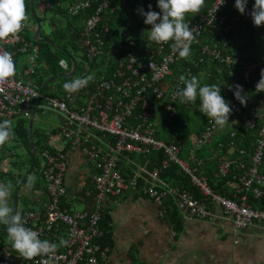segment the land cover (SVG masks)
Returning a JSON list of instances; mask_svg holds the SVG:
<instances>
[{"label": "built area", "instance_id": "2783aa9c", "mask_svg": "<svg viewBox=\"0 0 264 264\" xmlns=\"http://www.w3.org/2000/svg\"><path fill=\"white\" fill-rule=\"evenodd\" d=\"M56 1L59 7L64 0ZM43 3L48 11L54 10V2ZM127 3L128 0H78L67 7L72 17L87 15L79 38L84 55L80 62L76 59L78 66L73 76L65 79L93 77L86 87L74 93L65 90L62 95H53L58 91L56 86L51 92L43 90L38 103L40 88L33 76L40 68V46L25 38L29 28L25 22L18 34L0 40V50L11 52L15 63L20 57L28 62L22 72L16 70L13 77L0 82V122L10 120L14 133L16 123L21 119L29 122L34 109V119L38 113L62 118L56 133L47 134L44 146L37 150L42 164L38 163L36 170L44 181L46 201L40 208L18 212L25 227L38 232L42 240L58 245L61 239L67 241L55 254L28 261L12 248L9 237L3 236L0 229V264H109L111 247L100 244L104 236L101 213L107 199L125 195L151 200L164 218L174 204L182 221L214 222L220 209L234 234L255 224L264 225V209L252 208L247 197L252 194L254 199L260 198L264 188V92L255 91L264 69V39L255 40L261 46L259 52H242L241 47L247 38L260 36L264 28L252 23L250 0L244 14L230 7L229 0L222 5L215 0L204 14L188 21L195 40L186 58H180L173 50L174 41L157 44L150 38L151 26L143 24L144 17L138 10L147 12L151 5L152 11L159 12L157 0L129 8L126 22L113 26L110 21ZM233 41L241 43L237 49ZM193 49H197V59L192 57ZM183 60L188 63L183 64ZM207 60L225 66L232 75L234 67L240 76L237 84L244 92L251 89L258 98L242 110L232 96L228 100L232 108L229 123L221 128L210 118L200 134L192 137V147L185 155L177 140L166 141L157 136L162 125L171 126L179 114L176 92L184 87L180 77L190 78L193 66ZM60 67L67 74L73 70L72 64L62 60ZM179 70L182 74L178 75ZM249 132H253L251 153L249 148L236 145ZM224 136L228 137L224 154H232L223 158L215 153L213 158L217 160V178L231 174L230 198L211 188L201 173L207 161L197 155ZM57 139L59 145L55 144ZM12 142H16L15 133L7 143ZM7 143L0 146V162ZM78 152L91 165L93 189L88 195L93 194L96 200L92 211L63 207L70 204L66 183L70 158ZM158 154L164 157L160 163L155 161ZM172 167L188 177L200 197L162 178ZM0 183L6 184L1 167Z\"/></svg>", "mask_w": 264, "mask_h": 264}, {"label": "crops", "instance_id": "0c3cea01", "mask_svg": "<svg viewBox=\"0 0 264 264\" xmlns=\"http://www.w3.org/2000/svg\"><path fill=\"white\" fill-rule=\"evenodd\" d=\"M30 20L28 30L34 29L36 32L35 19ZM27 63L26 59L20 57L16 63L17 72H22ZM59 118L62 121L60 116ZM56 128H53L51 132L56 133ZM33 130H35L34 137L37 139L38 133L42 130L36 128L35 123ZM59 143L60 139H57L55 144L59 145ZM11 144H13L12 147ZM11 144H6L1 155L0 167L6 176L24 173L22 169L19 171L13 169L18 168L13 165L11 156L12 154L17 156L15 150L21 148L28 153L27 149L20 146L17 141ZM11 151L14 153L10 154ZM231 154L232 152L229 151L222 157L227 158ZM90 167L82 153L78 152L71 156L66 174L69 209L72 205H81V211L94 209L95 197L93 194L88 195V192L93 189ZM34 171L25 172V175L29 173V176H35L36 180L31 189L26 187L27 179L22 186L27 188L26 195L30 198L25 200L23 206H20L19 198L20 210L40 208L46 201L44 181L36 168ZM6 176H4L5 180L11 183L12 207H14V196L20 183L16 186L14 179ZM38 178L40 182H37ZM104 208L110 212L113 228V245L109 253V264H264L263 224H255L234 234L229 220L222 216L219 209V216L214 222L183 221L184 231L176 236L169 223L160 215L158 205L149 199L131 195L109 198Z\"/></svg>", "mask_w": 264, "mask_h": 264}, {"label": "trees", "instance_id": "16d2710c", "mask_svg": "<svg viewBox=\"0 0 264 264\" xmlns=\"http://www.w3.org/2000/svg\"><path fill=\"white\" fill-rule=\"evenodd\" d=\"M47 1L54 2V10L50 11L51 16L50 18H47L46 15L43 17H39L37 13V8L39 3ZM78 0H64L61 6L57 7V1L56 0H35L34 6H33V12L30 9V0H26V4L28 5V17L30 19H34V17H37L40 19L41 24L44 21H48L50 26L52 27V34L49 36H42L44 39L57 44L60 49L55 48L54 46H51L49 44H42L35 42L39 44L40 46V56H39V63L41 64L40 68H38L33 76L37 87L41 88L42 85L52 76H60L64 74V70L60 67V61H61V54H67L68 50H73L76 53H80L83 57L84 55V48L79 43L80 38V32L82 30V27L84 25V20L86 19L87 13L82 14L79 17H72L68 15L67 13V7L71 5L72 3L76 2ZM146 0H128V3L125 7L121 8L118 13L115 15V18H113L110 23L113 26H116L117 24H122L126 22V16L129 14V8H135L137 6L143 5V2ZM215 0H205L204 7L201 9V11L197 14L193 13H187L185 16V22L192 21L195 18L200 17L202 14H204L207 9L212 5V3ZM235 0H229V6L232 8L234 7ZM114 4V2H113ZM254 0H250V5L253 7ZM229 12V10H228ZM144 24V22H143ZM241 26V23L239 24ZM242 28H245V24H242ZM264 27V26H263ZM264 28H262V33L260 36L246 39V42L241 45L243 51L246 52L249 49L254 52H259L261 49V46L259 43H255V40L258 39L259 41H262L264 39ZM24 36L26 39L31 40L34 42L33 37L31 36V33L29 30H26L24 33ZM235 45V48L237 49L239 44H241L239 41H233ZM194 54L192 53V57L194 59H197L199 57V54L197 52V49H193ZM60 52V53H59ZM239 53H241L239 51ZM73 59V58H71ZM188 62L186 60H183V64H187ZM71 65V64H69ZM181 65V64H180ZM188 65H191L190 63ZM192 66V65H191ZM231 71L234 72V75L230 74V70L227 69L223 65H219L217 62L213 61H205L204 63L200 64L198 67L193 66V76H196L200 84L203 86L205 84L211 85V84H217L221 85V95L223 98L228 101L233 96V91L229 90V85H236L237 82L240 80V76L238 73L235 74V68L232 67ZM177 74H182V72L179 70L177 71ZM56 81H62L59 85H54ZM68 79H61L57 78L53 80L51 83H49L45 89L44 93L51 92L53 87L57 86L58 91H55L53 95L59 96L62 95L65 91L63 85L66 82H69ZM244 94L247 95V103L246 106L251 102H256L257 100V94L253 92L251 89H247ZM190 106V107H188ZM200 106L199 104V97H197L196 103H181L179 99V114L174 120V123L171 126H167L165 124L162 125V127L159 129L158 132V139H164L166 141L171 140H177L181 146L183 147V152L186 155L189 150L192 147V140L193 136H197L200 134L204 126L207 124L208 120L210 118L204 116L203 118L199 116L198 111L195 110V107ZM241 109L244 110L245 106H242ZM195 113L196 116H198V119L193 118L191 119V114ZM167 130V131H166ZM16 141L19 143L20 146H23L27 149L28 154L30 156V164H31V170L28 172H33L35 168L37 167L39 163V157L38 153L35 157L34 162L31 160V145H30V138H29V122L27 120L21 119L17 122L16 128L14 130ZM35 130H33L32 133V141L34 145L36 146L37 150L42 148L44 146V143L48 139V135L45 131H40L38 133V138L35 139L34 137ZM247 138L244 140H239L236 142V145L238 147H244L245 149L249 148V153H251V142L253 140V132H249L247 135ZM228 137L224 136L220 140L213 141L212 143H209L206 145L200 152L197 153L199 157L205 158L207 163L205 164L203 170H201V173L205 175L209 181V184L211 188L222 195H225L227 197H232V192L229 191V183L231 181V174H229L227 177L224 178H217L215 174L217 173V160L213 158V155L215 153H218L219 156L224 155V153L228 150L227 146ZM222 144L223 146L219 147V145ZM14 157V154L11 155ZM155 156H152V158ZM157 159L155 160L157 163L161 162L164 158L162 154L156 155ZM14 166H17L16 163L13 164ZM154 165V164H153ZM151 168H154L151 165ZM25 173H21L19 175H4L6 177H11L14 179L15 185L17 186ZM264 175V170H263ZM162 178L168 180L169 182L174 181L173 184L179 185L183 189H187L195 194V196L200 197L199 190L194 187L191 183V181L188 179V177H185L176 167H172L168 172L165 174H162ZM27 182V181H26ZM26 184V183H25ZM24 184V185H25ZM248 203L252 206V208H260L264 209V188H263V194L260 198L254 199L252 194H248ZM170 202L172 203L173 200L170 199ZM63 207H67V205H64ZM102 218L100 222V228L104 232V236L100 240V244L103 246H110L113 245V228H112V219L110 216V212L108 209H103L102 211ZM165 220L169 223L172 230L175 232L176 236H179L184 231V222L182 221V217L176 206L174 204L171 205V209L169 210V213L166 215ZM0 229L3 231V236L7 237V231L6 226L3 224H0ZM10 240V239H9Z\"/></svg>", "mask_w": 264, "mask_h": 264}, {"label": "clouds", "instance_id": "9594fccd", "mask_svg": "<svg viewBox=\"0 0 264 264\" xmlns=\"http://www.w3.org/2000/svg\"><path fill=\"white\" fill-rule=\"evenodd\" d=\"M220 0L218 5H222ZM248 0H235L234 7L244 14ZM205 0H157L159 12L143 9L138 11L144 17V24L150 25V38L157 44L174 41L173 50L178 52L180 58H186L190 54V45L195 40L193 29L185 22L187 13L197 14L204 7ZM252 23L259 27L264 25V0H254L249 13ZM28 20V5L26 0H0V40L11 35L18 34ZM135 62V58H133ZM16 74V63L13 54L9 51L0 50V82L13 77ZM93 79L92 76L76 78L66 82L63 87L69 93H74L86 87ZM184 84L182 89L176 92L181 103H196L199 97V111L206 117L211 118L219 127L229 123L232 114L230 102L221 95V85H201L196 76L187 78L180 77ZM233 96L242 106H246L247 95L241 85H229ZM256 92H264V69L260 71V79L255 86ZM14 136L12 122L5 119L0 122V146L7 143ZM36 177L28 176L26 187L34 186ZM11 184L0 183V224L6 226L12 248L19 253L20 257L31 261L41 255H53L61 245L66 246L67 241L61 239L59 245L48 240H42L38 232L25 227V222L20 212L15 211L9 205Z\"/></svg>", "mask_w": 264, "mask_h": 264}, {"label": "rangeland", "instance_id": "374dc122", "mask_svg": "<svg viewBox=\"0 0 264 264\" xmlns=\"http://www.w3.org/2000/svg\"><path fill=\"white\" fill-rule=\"evenodd\" d=\"M37 13L39 17H43L44 15H46L47 18L52 17L51 16V12L48 11L45 7L44 3H39L38 8H37ZM31 20L28 17V20L25 21V25L30 26ZM30 31V30H29ZM31 36H34V29H32L30 31ZM50 34H52V27L50 26L48 21H44L42 23V36H49ZM57 45V44H56ZM58 46V45H57ZM60 53V52H59ZM77 59L79 62L80 60H82V55L80 53H76L73 50H68L67 54H61V60L64 61L67 64H72V59ZM41 66V64H40ZM62 81H56L54 83V85H59L61 84ZM56 87V86H55ZM200 107V106H199ZM198 115L201 116L202 118L204 117V115L199 111L198 109ZM191 119H198V116H196L195 113L191 114ZM194 115V118H193ZM60 118L58 115L53 114V113H49L47 115H42L40 113L37 114V116L35 117V127L36 128H40L42 131H45L46 133L51 132V130L55 127H58L60 125ZM59 124V125H58ZM11 144V143H10ZM13 144H11L12 147ZM15 152L17 153V156H14L13 159V163H18L17 167L18 168H13V169H22V172H27L31 170V164H30V156L27 152L23 151L21 148H18L17 151L15 150ZM39 164H42V160H39ZM35 172V171H34ZM34 174V173H33ZM7 182V184H9V180H5ZM37 182H40V178L37 179ZM11 184V183H10ZM27 188H22L21 192L19 194V198H20V206L24 205L25 200L29 199L30 197H28L27 194ZM13 195L11 193L10 197H9V205L12 207L13 206ZM71 210L72 211H81L82 210V206L81 205H72L71 206Z\"/></svg>", "mask_w": 264, "mask_h": 264}, {"label": "water", "instance_id": "95a60500", "mask_svg": "<svg viewBox=\"0 0 264 264\" xmlns=\"http://www.w3.org/2000/svg\"><path fill=\"white\" fill-rule=\"evenodd\" d=\"M34 1L35 0H30V9H31V11L33 10ZM32 14H34L33 11H32ZM34 19H35V23H36L37 29H36V32H35V34L33 36V40L36 41V42H38V43L49 44L51 46H54L57 49H60L59 46H57L56 44H54V43H52V42H50V41H48V40H46V39H44L42 37V24H41V21L37 17H34ZM71 61H72V65H73V70H72L71 73H69V74L64 73V74H62L60 76H52L48 80H46V82L42 85V87L39 89L40 98L38 100V103L41 100V95H42L43 90L45 89V87L49 83H51L53 80H55L57 78L65 79V78H71L73 76V74L77 70L78 64H77L76 59H74V58ZM35 113H36V110L34 109L33 110V116H32V118L29 121V138H30V145H31V160H32V162H34L35 157L37 155V148H36V146L34 145V143L32 141V133H33V124H34V116H35ZM28 176H29V173H27L22 178V180H21V182H20V184H19V186H18V188H17V190L15 192V196H14V207H13L15 211H18L19 210V197H18V194H19V191L22 188V186L24 185V183H25V181H26V179H27Z\"/></svg>", "mask_w": 264, "mask_h": 264}]
</instances>
